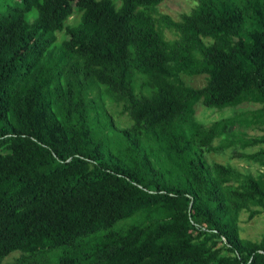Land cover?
Here are the masks:
<instances>
[{
	"label": "trees",
	"instance_id": "1",
	"mask_svg": "<svg viewBox=\"0 0 264 264\" xmlns=\"http://www.w3.org/2000/svg\"><path fill=\"white\" fill-rule=\"evenodd\" d=\"M162 1L0 0V264H264V0Z\"/></svg>",
	"mask_w": 264,
	"mask_h": 264
},
{
	"label": "rangeland",
	"instance_id": "2",
	"mask_svg": "<svg viewBox=\"0 0 264 264\" xmlns=\"http://www.w3.org/2000/svg\"><path fill=\"white\" fill-rule=\"evenodd\" d=\"M195 0H164L157 7V12L159 14H166L172 17L173 19H179L182 13H188L194 6ZM167 35H170V32H166ZM182 79L189 85L200 87L205 83V77L203 75L196 76H187L181 75ZM106 109L108 113L112 116L114 123L119 127H124L129 124L128 116L125 113L121 112L122 104L118 102H110L109 99H106ZM258 107V104L252 102H243L234 108H208L201 103L195 104L194 117L195 120L208 125L214 120L229 117L233 115H244L250 110H253ZM231 130V129H230ZM248 135H257L262 134L263 132L258 129L247 128ZM217 144V143H216ZM256 147H249L245 149V152H251ZM240 150V149H239ZM238 152V151H237ZM237 152H233L231 148H226L223 151L219 152H208L205 153L206 160L208 162L217 161L220 163H228L233 167L237 168L240 171L248 172L251 174H257L260 171H264L263 167L255 163H249L246 158H243L240 155H237ZM247 212H242L240 214V223L239 229L240 234L243 238H248L252 240H258L264 235V213L255 216L251 220H247ZM18 252L10 253L2 262V264H7L11 262Z\"/></svg>",
	"mask_w": 264,
	"mask_h": 264
}]
</instances>
